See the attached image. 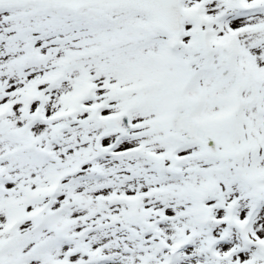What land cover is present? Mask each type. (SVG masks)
Segmentation results:
<instances>
[{
  "label": "snow or ice",
  "instance_id": "6c2138e0",
  "mask_svg": "<svg viewBox=\"0 0 264 264\" xmlns=\"http://www.w3.org/2000/svg\"><path fill=\"white\" fill-rule=\"evenodd\" d=\"M0 264H264V0H0Z\"/></svg>",
  "mask_w": 264,
  "mask_h": 264
}]
</instances>
